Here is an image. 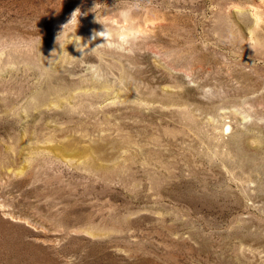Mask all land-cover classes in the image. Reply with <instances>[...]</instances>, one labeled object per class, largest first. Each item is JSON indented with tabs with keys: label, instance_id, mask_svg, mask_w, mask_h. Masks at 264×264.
<instances>
[{
	"label": "rangeland",
	"instance_id": "374dc122",
	"mask_svg": "<svg viewBox=\"0 0 264 264\" xmlns=\"http://www.w3.org/2000/svg\"><path fill=\"white\" fill-rule=\"evenodd\" d=\"M0 264H264V0H0Z\"/></svg>",
	"mask_w": 264,
	"mask_h": 264
},
{
	"label": "clouds",
	"instance_id": "9594fccd",
	"mask_svg": "<svg viewBox=\"0 0 264 264\" xmlns=\"http://www.w3.org/2000/svg\"><path fill=\"white\" fill-rule=\"evenodd\" d=\"M80 15H81V12H80L79 8L74 10L73 13L71 14V17H70L69 21L65 25L62 26L63 31L60 34L64 33L65 28L68 27V26H75V28H77L78 24H79ZM121 15H127V13H121ZM100 23L103 24L104 30L103 31H99V32H96L94 30L91 39L95 40L97 37H101V38H103L104 43L107 44V47L115 49V50L120 51V52H123L125 50V48L129 45V42H130V40L133 37L132 36H128V35H120L118 37V41L119 42L118 43H114V42H112L113 37H112V33L110 32V30L107 27H105L104 22H100ZM74 36H76L75 33H74ZM65 38H67V37H65ZM73 42L75 43L76 49L82 53V55L80 57H83L85 55V53L87 52L86 51V49H87L86 46H88V45L85 44V43H82V38L81 37H79V39L72 38V39L69 40V43H73ZM94 75H95V77L97 79L101 78V73L99 71H96L94 73Z\"/></svg>",
	"mask_w": 264,
	"mask_h": 264
}]
</instances>
